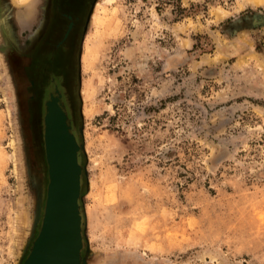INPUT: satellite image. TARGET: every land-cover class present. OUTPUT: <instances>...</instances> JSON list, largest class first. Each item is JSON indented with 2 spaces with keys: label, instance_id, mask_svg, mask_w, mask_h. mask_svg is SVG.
Instances as JSON below:
<instances>
[{
  "label": "rangeland",
  "instance_id": "obj_1",
  "mask_svg": "<svg viewBox=\"0 0 264 264\" xmlns=\"http://www.w3.org/2000/svg\"><path fill=\"white\" fill-rule=\"evenodd\" d=\"M262 1L81 0L62 83L83 264H264ZM52 5L0 0V264H22L40 227L54 72L39 81L28 58Z\"/></svg>",
  "mask_w": 264,
  "mask_h": 264
},
{
  "label": "water",
  "instance_id": "obj_2",
  "mask_svg": "<svg viewBox=\"0 0 264 264\" xmlns=\"http://www.w3.org/2000/svg\"><path fill=\"white\" fill-rule=\"evenodd\" d=\"M51 89L54 90V94L50 93L46 96L42 109V134L48 177L46 195L38 233L34 237L28 255L22 264H35L39 257L42 243L46 237L49 223L51 220H54L57 222L58 226H60V229H63L62 225L64 219H66V215L68 216L70 234L67 242L61 245L59 255L62 254L63 259L61 258L60 264H83L81 257V250L84 244L82 234L83 214L79 203L83 170L80 160L82 145L79 143L77 133L73 130L71 112L66 105L64 95L53 85L48 90ZM48 96L50 99L54 96H60L57 105L59 106V110L63 112L62 117L65 130L68 134L74 136L76 145L78 144L75 150L73 149L74 147L71 146V153H73V155L70 154L69 165L65 161V153L64 150L61 149L59 135L55 132L53 123H51L49 118L51 108L48 106ZM64 112L67 115L64 114ZM50 150L53 154V161L51 160ZM65 178H68L69 181L67 191H65ZM66 203L68 207L67 212ZM64 245L65 247L63 248Z\"/></svg>",
  "mask_w": 264,
  "mask_h": 264
},
{
  "label": "flooded vegetation",
  "instance_id": "obj_3",
  "mask_svg": "<svg viewBox=\"0 0 264 264\" xmlns=\"http://www.w3.org/2000/svg\"><path fill=\"white\" fill-rule=\"evenodd\" d=\"M60 12L70 16L61 15ZM84 13L81 0H53L52 10L49 14L47 28L40 40L31 45V56L28 58L30 66L39 67L37 79L44 81L46 76L51 75L50 81H53V86L61 91L67 97L68 88L63 86V83L68 85V69L72 63L73 48L75 46V36L78 32L80 20ZM72 21V22H71ZM71 26V30L64 42L54 51L56 43L59 41L64 32ZM50 94V92H49Z\"/></svg>",
  "mask_w": 264,
  "mask_h": 264
},
{
  "label": "bare ground",
  "instance_id": "obj_4",
  "mask_svg": "<svg viewBox=\"0 0 264 264\" xmlns=\"http://www.w3.org/2000/svg\"><path fill=\"white\" fill-rule=\"evenodd\" d=\"M17 1L26 2L27 0H17ZM262 2H263L262 0H239V7L244 6L247 3L253 4L255 6ZM58 102H59V98L55 96L49 101L48 106L51 108V113H50L49 118H50L51 123H53L55 132L59 135L61 149L64 150L65 161L68 163L70 154L73 155V153H71V146H73L74 147L73 149L75 150L78 144L76 145V142H75L76 140L74 136H72V134H68L65 130V126L63 123V117H62L63 112L59 110V106L57 105ZM64 114L66 113L64 112ZM50 156H51V160L53 161V154L51 150H50ZM65 180H66L65 191H67L69 181H68V178H65ZM65 206H66V212H67V208H68L67 203ZM50 213H51V210H50ZM69 227L70 226L68 224L67 215L62 225L63 229H60V226H58L56 221L51 220V222L48 225V231H47L46 237L42 243V248L39 253V257L36 260L35 264H60L61 258L63 259V255L62 254L59 255L60 248H61V245L66 243L67 239H69V234H70ZM65 245L63 246V248L65 247Z\"/></svg>",
  "mask_w": 264,
  "mask_h": 264
}]
</instances>
